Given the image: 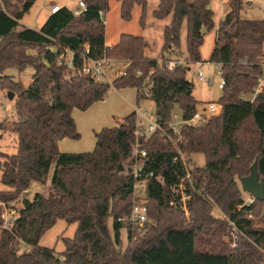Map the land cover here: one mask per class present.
I'll return each mask as SVG.
<instances>
[{
	"label": "trees",
	"instance_id": "trees-1",
	"mask_svg": "<svg viewBox=\"0 0 264 264\" xmlns=\"http://www.w3.org/2000/svg\"><path fill=\"white\" fill-rule=\"evenodd\" d=\"M35 1L0 0V87L16 95L18 116L0 120V130L18 138L16 152L0 151V182L6 187L0 190V226L6 206L18 201L33 182L45 183L53 166L54 171L48 195L23 197L13 225L1 229L0 264H264V196L248 205L239 185L254 168L264 181V92L253 101L243 96L251 94L264 72V18L244 17L245 0H226L209 58L221 65L226 81L215 101L219 110L200 126L187 125L180 145L188 156L202 153L205 158L204 165L188 158L191 179H185L183 160H175L178 151L172 142L160 133L147 141L141 138L155 171L147 190L151 221L135 238L127 229L124 247L125 226L117 219L129 214L133 202L135 111L97 132L93 151L61 152L59 141L80 138L73 109L86 110L104 100L112 87H136L138 102L153 100L163 124L176 109L184 119L191 118L201 102L193 95L189 67L170 69L168 58L160 63L149 56L144 36L122 33L117 43L108 45L104 16L110 0H83L88 10L80 14L63 6L40 29L21 23ZM118 1L124 20L131 19L135 5L141 6L144 25L148 0ZM210 2L159 0L153 16L170 17L161 53L182 48L186 24L187 58L202 61L205 34L215 27ZM86 40L92 45L90 57L129 62L126 75L108 82L85 74L80 43ZM68 49L75 53L74 68L58 65ZM28 67L34 73L27 87L7 74L11 68L22 72ZM182 181L191 193L189 216L173 189ZM215 209L227 218L215 215ZM58 219L77 223L74 235L62 238L65 248L60 253L40 246ZM230 221L238 228L236 247ZM22 245L28 248L22 250Z\"/></svg>",
	"mask_w": 264,
	"mask_h": 264
},
{
	"label": "rangeland",
	"instance_id": "rangeland-1",
	"mask_svg": "<svg viewBox=\"0 0 264 264\" xmlns=\"http://www.w3.org/2000/svg\"><path fill=\"white\" fill-rule=\"evenodd\" d=\"M51 0H36L32 8L21 19V23L31 28H39L44 22L47 16L51 13L50 6L54 3ZM60 4L67 3L72 9L77 7L76 0H57ZM245 9L243 16L252 19L264 18V0H245ZM159 0H148L147 11L144 25H141L140 18L142 15V7L135 5L132 10V17L130 20H124L120 14V2L118 0H110V9L104 16L106 24V39L111 42L115 37L119 40V36L122 33H130L134 35L144 36L149 43V47L146 49V53L154 58H157L160 63H163L166 58L168 61H172L175 65L188 66V79L193 82L194 97L201 102V106L207 105L210 101H217L223 94L217 84L210 85L207 82L199 81L197 73L200 70L206 73L207 76L214 79H220V64L210 62L209 58L216 40V30L219 21L224 15L226 0H211L210 7L214 11L215 27L205 34V41L201 47L202 61L199 63H192L187 58L186 53V24L182 29L181 43L182 48H175L172 52L161 53V47L163 45V31L164 27L169 24L170 17L164 20H158L153 16V11L157 8ZM166 57V58H165ZM34 69L32 67L26 68L24 71L19 72L17 69L11 68L7 71V74L13 75L16 80H21L23 85L27 87L31 80ZM125 88V87H124ZM148 89L145 88V93ZM247 99L250 95H246ZM95 106L89 107L86 110L73 109L74 118L76 121L77 130L80 133V138L74 139V145L78 146V149L84 150V152L93 151L96 146V132H99L105 127H114L117 124V119H121L135 107L141 106L143 109H151L156 112V105L151 99H141L137 101V91L134 87L129 86L125 90H119L112 87L108 92L104 100H100ZM16 95L13 98L9 97V91L0 87V120L14 121L17 120L16 112ZM176 111H178L176 109ZM18 144L17 134L10 131L0 130V151L6 153L16 152ZM191 157L192 161L196 165H204L205 158L202 153L187 155V158ZM1 175V173H0ZM239 181V180H238ZM51 182L50 176L45 183L34 182L31 189L46 194L48 186ZM239 185L241 183L239 181ZM6 189V187L0 182V190ZM243 197L248 200L250 194L243 191ZM35 193L22 194L18 201L7 205L4 212L7 213V219H13L18 217V209L22 207V198L28 197L32 199ZM10 210L14 213L10 214ZM3 212V213H4ZM9 213V214H8ZM214 214L222 218H227L219 209L214 210ZM190 215V214H189ZM187 215V216H189ZM6 220L4 219L3 226H0V232L2 228L6 227ZM110 219V225H111ZM11 227V226H9ZM77 228V223L69 224L64 219H58L56 224L51 227L42 236L40 240V246L46 248H54L57 253H60L64 248L63 237H72ZM232 231V230H230ZM127 229L124 227L121 229V238L123 240L124 247L128 244ZM25 245H22V250L27 249Z\"/></svg>",
	"mask_w": 264,
	"mask_h": 264
},
{
	"label": "built area",
	"instance_id": "built-area-1",
	"mask_svg": "<svg viewBox=\"0 0 264 264\" xmlns=\"http://www.w3.org/2000/svg\"><path fill=\"white\" fill-rule=\"evenodd\" d=\"M63 6L54 1L50 6L51 13L59 11ZM76 14L86 12L88 10L87 4L83 0L77 1V7L74 9ZM104 16V13H101ZM80 47L83 49L84 53L82 55L83 59V72L90 75L99 81L112 82L115 78L126 75L129 62L120 61L117 59L109 57L93 58L90 57V51L92 48L91 43L86 40L80 43ZM74 56L75 53L71 50H66L58 58V65L65 66L67 68H74ZM244 62V61H243ZM175 63L169 62V68L172 69ZM261 66L264 70V55L261 59ZM136 73L138 75L142 74V71L137 69ZM221 78L214 79L213 77L207 76L205 72L199 69L197 77L199 81L207 82L210 85L217 84L220 89L225 86V79ZM264 92V72L257 78V84L255 85L253 91L250 95V100H254L259 94ZM246 97V95H243ZM219 107L215 101H210L207 105L200 106L196 113L189 119H184L179 111L173 113L171 121L167 124H163L156 112L151 109H143L138 107L135 109L136 113V128L135 136L136 143L134 146V163H133V202L129 214L121 216L117 221L123 224L126 229H130L135 238L136 232H142L146 225L151 221L148 213L147 204V190L149 180L155 176V171L149 167L151 158L148 156V151L143 147L141 138L147 141L154 133H160L162 137L169 140L176 147L178 154L175 160L181 158L186 166L187 174L185 179H191V166L188 163L187 154L182 151L180 145L185 142L184 129L187 125L194 127L202 125L207 121L209 116L216 113ZM191 184L194 183L191 181ZM173 189L179 195L178 202L181 204L186 215H189L188 202L191 199V193L187 191V186L185 182H181L178 185L173 186ZM254 201V196L250 195L248 200H245L246 204H251ZM173 203V202H171ZM14 212L10 210V214ZM9 214V213H8ZM7 213H3V218L6 220V227L12 226L15 219H7ZM231 225V235H232V246H237L238 241V228L233 221H230Z\"/></svg>",
	"mask_w": 264,
	"mask_h": 264
},
{
	"label": "crops",
	"instance_id": "crops-1",
	"mask_svg": "<svg viewBox=\"0 0 264 264\" xmlns=\"http://www.w3.org/2000/svg\"><path fill=\"white\" fill-rule=\"evenodd\" d=\"M54 2L55 0H51L50 1V3L51 2ZM76 1H78V0H76ZM58 2V1H57ZM62 6H67V7H69V8H71L67 3H65V4H61ZM51 14V13H50ZM50 14L47 16V18L50 16ZM47 18L45 19V21L47 20ZM44 24V23H43ZM42 24V25H43ZM41 25V26H42ZM40 26V27H41ZM40 27L39 28H37V29H40ZM118 41L116 40V38L114 37L112 40H111V42H109V41H107V39H106V43L108 44V45H113V44H115V43H117ZM199 63V62H198ZM220 67H221V65H220ZM127 88H129V87H125V88H120L119 90H125V89H127ZM135 89H136V91H137V94H138V89L136 88V87H134ZM138 101V100H137ZM98 102H101V101H97V102H95L94 104H92V106L91 107H93V106H95ZM138 107H141V106H137V107H135V109L136 108H138ZM75 109H77V108H75ZM74 109V110H75ZM135 109L134 110H131L129 113H131L132 111H135ZM74 110H73V112H72V115H73V117H74ZM75 119V118H74ZM117 125V124H116ZM97 133V132H96ZM74 139H72V138H64V139H62L61 141H59V150L61 151V152H74V153H79V152H84V150H80V149H78V146L77 145H74ZM53 171H54V166L52 167V169H51V171H50V173H49V176H50V178H52V175H53ZM48 176V177H49ZM48 179V178H47ZM34 184V182L31 184V186H30V188L28 189V190H26V193H28V194H30V193H36V192H38L37 190H33V189H31V187H32V185ZM51 188V182H50V184H49V186H48V189H47V191H46V194H44V193H42L43 195H45V196H47L48 195V192H49V189ZM29 197V196H28Z\"/></svg>",
	"mask_w": 264,
	"mask_h": 264
},
{
	"label": "water",
	"instance_id": "water-1",
	"mask_svg": "<svg viewBox=\"0 0 264 264\" xmlns=\"http://www.w3.org/2000/svg\"><path fill=\"white\" fill-rule=\"evenodd\" d=\"M9 97H14V92L9 91ZM243 191L254 197L264 196V181H260L256 169H252L251 174L240 178Z\"/></svg>",
	"mask_w": 264,
	"mask_h": 264
}]
</instances>
